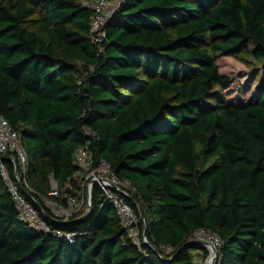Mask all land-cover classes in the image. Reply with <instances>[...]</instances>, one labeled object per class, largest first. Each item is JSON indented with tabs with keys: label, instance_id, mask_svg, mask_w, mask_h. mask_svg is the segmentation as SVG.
Instances as JSON below:
<instances>
[{
	"label": "trees",
	"instance_id": "trees-1",
	"mask_svg": "<svg viewBox=\"0 0 264 264\" xmlns=\"http://www.w3.org/2000/svg\"><path fill=\"white\" fill-rule=\"evenodd\" d=\"M82 1L0 0V117L45 196L90 140L137 188L127 201L147 241L98 186L87 218H46L72 240L32 228L0 169V264H194L201 228L222 240L217 264H264V75L237 89L217 61L264 59V0H125L102 44Z\"/></svg>",
	"mask_w": 264,
	"mask_h": 264
},
{
	"label": "built area",
	"instance_id": "built-area-1",
	"mask_svg": "<svg viewBox=\"0 0 264 264\" xmlns=\"http://www.w3.org/2000/svg\"><path fill=\"white\" fill-rule=\"evenodd\" d=\"M125 0H83V4L93 10L90 23V35L94 42L102 44L106 39V24L112 19ZM94 134V133H93ZM9 158L14 164V177L3 162ZM0 169L2 176L12 194L19 218L32 228L41 232L54 234L72 240L76 235L72 231L52 230L47 219L57 222H69L87 214L93 205L94 188L98 186L104 197L110 201L122 220V224L134 243L141 245L143 239L139 228V218L133 206L127 201L137 192V188L128 178L120 177L112 164L96 157L91 142L88 140L74 154L77 171L71 180L60 188L52 180L50 196L39 192L29 180V153L21 134L0 117ZM59 197L62 200H57ZM47 218V219H46ZM194 240L204 243V249L195 250L194 264H212L215 256L219 260L222 240L217 232L201 228L193 234Z\"/></svg>",
	"mask_w": 264,
	"mask_h": 264
},
{
	"label": "rangeland",
	"instance_id": "rangeland-1",
	"mask_svg": "<svg viewBox=\"0 0 264 264\" xmlns=\"http://www.w3.org/2000/svg\"><path fill=\"white\" fill-rule=\"evenodd\" d=\"M217 58L221 73L231 76L237 89L244 85L254 88L264 75V59L256 58L252 52L219 53ZM250 94L251 92H247L248 96Z\"/></svg>",
	"mask_w": 264,
	"mask_h": 264
},
{
	"label": "water",
	"instance_id": "water-1",
	"mask_svg": "<svg viewBox=\"0 0 264 264\" xmlns=\"http://www.w3.org/2000/svg\"><path fill=\"white\" fill-rule=\"evenodd\" d=\"M91 209H92V208H91ZM90 212H91V210H90L87 214H85V215H83V216H81V217H78L77 220H83V219L87 218V217L89 216ZM194 242L197 243V244L204 245V243L201 242V241H199V240H194ZM217 262H218V258H216V256H215V258H214L212 264H217Z\"/></svg>",
	"mask_w": 264,
	"mask_h": 264
}]
</instances>
